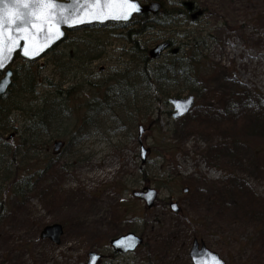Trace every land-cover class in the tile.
Returning a JSON list of instances; mask_svg holds the SVG:
<instances>
[{
    "label": "rangeland",
    "instance_id": "rangeland-1",
    "mask_svg": "<svg viewBox=\"0 0 264 264\" xmlns=\"http://www.w3.org/2000/svg\"><path fill=\"white\" fill-rule=\"evenodd\" d=\"M161 1L177 11L185 0ZM196 1L210 8L207 15L194 21L178 15L167 28L151 27L134 36L139 49L126 39L128 30L136 27L108 25L70 33L35 63L40 73L38 99L61 97L71 90L65 97L74 111L69 118L63 116L58 134L68 141L70 128L83 126V115L103 95L110 79L135 69L142 62L140 54L148 55L164 38L172 39L173 49H179L181 37L189 33L212 38L203 51L210 78L193 89L200 99L180 121H173L171 109L161 103H155L149 118L136 123L126 121L123 114L125 124L119 128L111 111H98L92 124H86L84 138L65 146V151L53 154L52 141L50 150L17 148L15 164L24 172L12 186L11 191L15 189L0 220V264H80L89 252L105 256L99 264H191L188 252L194 239L226 264H264V0ZM171 58L168 51L149 67ZM23 66L21 60L13 64L14 92ZM14 92L0 101V110L9 108L5 115L15 129L10 132L20 133L14 138L17 142L24 125L28 126V116L11 105ZM181 92L189 94L186 89ZM252 97L261 99L262 110L242 109ZM225 101L234 105L227 112ZM139 126L144 129L141 142L147 151L143 164ZM168 143L177 145L176 151L163 150ZM0 144L8 147L9 143ZM217 145H222L220 153L214 149ZM70 151L76 155H69ZM38 160L42 163H34ZM140 174L149 183L142 184ZM160 179L169 183L168 188L157 189L159 199L146 211L131 195L144 187L155 188L153 183ZM108 197L106 213L117 226L94 240L88 232H80V218L74 211L63 210L65 201L82 210L88 202ZM171 201L178 203L179 214L168 209ZM54 223L65 230L58 247L39 238L41 229ZM166 223L172 226V238L159 231ZM132 228L141 233L144 246L132 254L111 256L109 240Z\"/></svg>",
    "mask_w": 264,
    "mask_h": 264
},
{
    "label": "trees",
    "instance_id": "trees-1",
    "mask_svg": "<svg viewBox=\"0 0 264 264\" xmlns=\"http://www.w3.org/2000/svg\"><path fill=\"white\" fill-rule=\"evenodd\" d=\"M143 1L160 2L163 4V9L159 19H152L149 15H142L133 19L132 26L136 27L137 30H128L126 39L130 40L137 49H139V46L134 36L143 34L151 26L164 29L166 28L165 26H168L174 20L175 15H177L176 13L178 15L185 14L186 19H189L192 12L197 9H202L204 13L210 10L205 5L202 6L197 2L194 3L189 0L178 4L177 11L171 9L170 4L168 5L161 0ZM211 12H213L212 9ZM182 40L183 42L179 44V52L171 60L149 67L151 62L149 56L147 54H140L142 62L135 69L130 72L115 74L110 79V85H108L109 87H107L103 95L99 98L97 97L93 106L90 107V112L83 115V126L76 127L73 125L70 128L68 146L78 138H84L82 135L87 131L85 129H88L86 124H92V116L98 111H111L113 119L118 123L117 128H119L125 124L122 121L123 114H125L126 121L133 120L135 123L136 119H147L151 116L155 103L167 106L169 98L181 97V91L185 89L189 90L188 95H193L196 101H198L200 95L194 93L193 89L201 87V85L203 86L207 79L210 78V69H208L209 66H206L207 61L203 55V51L208 41H211L212 38L189 34L182 37ZM169 42L171 45H174L170 39ZM18 59L16 57V60ZM141 64L142 67H140ZM16 79L15 72V81ZM39 80L40 73L38 68L35 65L24 63L19 85L16 87L15 95L10 98L13 100L11 105L14 106V110L23 111L28 116L25 120V122L28 121V126L24 125V130L22 129L23 131H21L22 137L17 142L9 141L5 138L10 131L15 130L13 126L9 125L8 122L10 120L5 115V112H9V108L0 110V142L9 143L8 147L0 144V220L4 218L8 208L9 194L15 189L11 191V188L17 185L16 181L19 171L23 170L19 167V164H15L17 148H21L24 152L47 148L50 150L51 141L65 139L66 136H58L59 132H61L60 126L63 123V116L69 118L74 111L67 104L69 98L65 97L71 90L62 92L63 96L61 97L53 95L51 96L52 98L38 99L36 90ZM56 91L59 92L60 88H56ZM248 100L250 102L253 101L251 106L247 104ZM225 105L224 112L234 107L233 103L229 101H225ZM261 106V99L259 97H252L245 101L242 109L260 111L262 110ZM118 114L121 115L118 117ZM5 121L8 123L7 125H5ZM17 135H20V133ZM232 146L237 148L235 144H232ZM175 148L176 146L169 143L162 146V149L168 150V152L174 151ZM214 149L219 153L223 150L222 145H217ZM226 150L227 147L224 146V151ZM34 163L41 164L42 162L38 160V162L35 161ZM49 164L50 161H48V166ZM144 177V183H147L148 179L146 176ZM29 190L30 188L27 189V191ZM17 196L19 198L18 194ZM81 263H83V260Z\"/></svg>",
    "mask_w": 264,
    "mask_h": 264
},
{
    "label": "snow or ice",
    "instance_id": "snow-or-ice-1",
    "mask_svg": "<svg viewBox=\"0 0 264 264\" xmlns=\"http://www.w3.org/2000/svg\"><path fill=\"white\" fill-rule=\"evenodd\" d=\"M135 11L139 9L131 0H73L71 7L56 0H0V69L21 41L29 57L60 34L61 24L82 22L83 16L126 21Z\"/></svg>",
    "mask_w": 264,
    "mask_h": 264
},
{
    "label": "water",
    "instance_id": "water-1",
    "mask_svg": "<svg viewBox=\"0 0 264 264\" xmlns=\"http://www.w3.org/2000/svg\"><path fill=\"white\" fill-rule=\"evenodd\" d=\"M132 3H135L139 9V11L132 12L129 19L124 20H115V19H105L103 21H99L95 19L92 16H83L82 22L80 21H73L71 25L68 24H61L59 25V35L55 36L49 44L38 54L33 53L29 57H25L24 55V42L21 41V46L14 50L8 60L5 62V66L0 69V71H4L13 61L14 56L19 53L21 57L28 59V60H38L40 59L45 53H47L49 50L57 46L59 43H61L65 39V32L66 31H72L75 29H80L83 27L93 26V25H105L107 23H127L131 20V18L134 15H142L151 13L153 15H156L159 9L161 8V5L156 3H150L147 5H141L137 1H132ZM57 4L65 5L71 7L73 4V0H56ZM167 44L160 45L156 47L154 50L150 52V56L152 59L159 58L160 54L163 52L164 49L167 48ZM11 76L12 72L10 70H7L5 72L4 78L0 81V97L4 95L11 85ZM169 104L173 107L174 114L173 118L175 120L181 119L185 115H187L190 110L193 108L194 99L192 97H188L186 99H172L169 100ZM141 133V129H140ZM61 145L59 143L55 144V150H57ZM145 154V151L142 150V155ZM134 197H139L142 200L145 201V204L148 208H151L153 205V202L156 197V193L153 190H149L146 193H135ZM174 211H177L176 205L171 206ZM63 231L60 225H52L46 227L42 233L41 238L50 240L51 242L59 245L60 244V237L62 236ZM141 243L140 240H138L133 234H128L126 236L120 237L114 241L111 242L112 246L114 247L115 251L117 253H125L127 251H133L134 248ZM100 257L94 253H90L88 256V262L87 264H96L97 260ZM190 258L193 262V264H224L220 258L217 256V254L209 251L205 246H202L200 250H198V245L196 241L193 244L192 251L190 253Z\"/></svg>",
    "mask_w": 264,
    "mask_h": 264
},
{
    "label": "bare ground",
    "instance_id": "bare-ground-1",
    "mask_svg": "<svg viewBox=\"0 0 264 264\" xmlns=\"http://www.w3.org/2000/svg\"><path fill=\"white\" fill-rule=\"evenodd\" d=\"M66 198H69V196L67 195ZM110 203L111 199L108 197V199L102 198L97 202H88L86 206L84 205L85 207L82 210L76 209L68 201H65L64 203H62V205L64 208L63 210L70 209L74 211V215H78V217L80 218V232H88L89 236L94 240L98 237H104L109 233H112L117 226V223L113 220V218L108 216L106 213V207ZM61 210L62 207H60V211ZM159 219L162 220L163 217L160 216ZM171 227L172 226L166 223V225L162 229H159V231H162V233H164V236L172 238L175 236V234L171 232Z\"/></svg>",
    "mask_w": 264,
    "mask_h": 264
},
{
    "label": "flooded vegetation",
    "instance_id": "flooded-vegetation-1",
    "mask_svg": "<svg viewBox=\"0 0 264 264\" xmlns=\"http://www.w3.org/2000/svg\"><path fill=\"white\" fill-rule=\"evenodd\" d=\"M135 201H138V202H140V200H138V199H135ZM141 203V202H140ZM171 203H175L177 206H178V203L177 202H175V201H171V202H169L168 203V209H169V204H171ZM142 204V203H141ZM178 208H179V206H178ZM126 210V209H125ZM179 210V209H178ZM135 220H138V219H134V221ZM151 225V224H150ZM131 227H135V226H131ZM152 227V226H151ZM133 230H128L126 233H129V232H133L134 234H136V229L135 228H132ZM126 233H124V234H126ZM138 234V237H142V236H140V234L141 233H137ZM121 235H123V234H121ZM141 245H144V240H143V242L141 243Z\"/></svg>",
    "mask_w": 264,
    "mask_h": 264
}]
</instances>
